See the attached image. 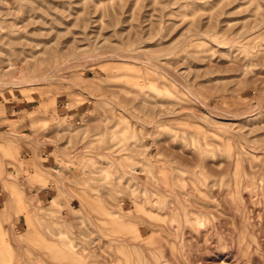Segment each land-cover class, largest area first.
I'll return each mask as SVG.
<instances>
[{
    "label": "rangeland",
    "instance_id": "rangeland-1",
    "mask_svg": "<svg viewBox=\"0 0 264 264\" xmlns=\"http://www.w3.org/2000/svg\"><path fill=\"white\" fill-rule=\"evenodd\" d=\"M0 264H264V0H0Z\"/></svg>",
    "mask_w": 264,
    "mask_h": 264
},
{
    "label": "crops",
    "instance_id": "crops-1",
    "mask_svg": "<svg viewBox=\"0 0 264 264\" xmlns=\"http://www.w3.org/2000/svg\"><path fill=\"white\" fill-rule=\"evenodd\" d=\"M79 120V111H72L70 121L74 124Z\"/></svg>",
    "mask_w": 264,
    "mask_h": 264
}]
</instances>
